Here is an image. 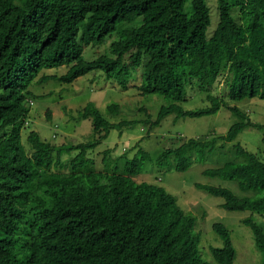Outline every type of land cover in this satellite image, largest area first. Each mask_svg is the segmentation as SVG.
Wrapping results in <instances>:
<instances>
[{
  "label": "trees",
  "instance_id": "1",
  "mask_svg": "<svg viewBox=\"0 0 264 264\" xmlns=\"http://www.w3.org/2000/svg\"><path fill=\"white\" fill-rule=\"evenodd\" d=\"M186 1L0 0V264H213L200 257L195 218L163 187L133 177L144 162L164 165L171 158L174 169L184 171L191 154L203 157L247 126L264 130V123L251 122L223 96L209 92L225 75L227 99L264 100V0H217L218 23L211 34L205 0H192L190 14ZM104 45L108 53L98 50ZM88 48L95 57L89 58ZM58 66L68 69L41 75ZM139 66L140 84L134 87L168 101L154 119L144 110L146 124L156 126L169 114L175 119L210 115L222 106L238 121L224 135L189 137L155 159L138 147L133 158H125L121 173L116 166L95 169L86 154L111 129L132 121L111 122L92 103L77 112V118L91 120L90 141L56 146L31 130L23 144L32 84L71 83L101 72L126 89ZM195 84L208 91L209 106L185 110L186 87ZM106 111L117 114L119 104ZM233 148L236 159L203 173L234 181L250 194L199 187L222 198L225 210L250 211L242 223L251 229L264 264V161L239 143ZM72 149L79 152L67 168L61 153ZM213 229L223 242L211 248L213 258L233 264L229 230L221 223Z\"/></svg>",
  "mask_w": 264,
  "mask_h": 264
},
{
  "label": "rangeland",
  "instance_id": "2",
  "mask_svg": "<svg viewBox=\"0 0 264 264\" xmlns=\"http://www.w3.org/2000/svg\"><path fill=\"white\" fill-rule=\"evenodd\" d=\"M191 1L187 0L185 3V11L188 14L192 11ZM205 2L210 15L207 34H211L218 23L217 0H205ZM89 48L87 50L89 58L95 57L93 49ZM98 50L108 53V45ZM87 54L85 53V57ZM67 69L66 66L43 69L41 75H62ZM141 71L142 66L136 68L133 73L134 78L126 89H122L113 79L108 80L101 72L88 73L71 83L49 80L40 85L32 84L29 87L32 103L27 124L22 129L23 144L26 146V137L31 130L36 131L42 140L56 146L90 141L93 138L91 120L77 118V112L88 103H92L111 122L132 121L129 126L111 129L107 136L98 141L95 147L87 150L86 154L88 158L93 159L95 169L111 171V168L116 166L117 171L121 173L125 158H133L138 147L146 150L155 159L164 149L176 147L189 137L208 139L212 136L224 135L230 126L238 121L231 110L222 106L210 115L175 119L174 114H169L156 126L146 124L142 121L145 120L144 110L149 113L151 119H154L158 108L168 101L155 94L142 95L134 87L140 84ZM209 92L223 96L229 106H236L245 112L251 122L264 123V100L227 99L225 75L214 83ZM207 94L208 91L200 89L197 84L188 85L186 100L181 106L185 110L207 107L209 106ZM112 103L119 104V112L109 115L106 107ZM263 133V129L247 126L231 142L223 146L218 142L216 147L206 152L203 157L191 154L190 166L184 171H176L171 158L164 165H158L155 161L144 162L141 172L133 177L137 182L144 181L163 187L175 197L181 209L195 218L194 232L200 236L198 249L203 261L219 264L213 258L211 248L223 247L222 239L213 229L214 223H221L229 230L235 249L233 264H262L263 254L255 245L252 231L242 223V219L251 215L250 211L225 210L221 207L222 198L209 194L199 186H221L230 189L238 196L249 195L250 192H242L234 181L210 177L203 172L236 159L233 148L236 143L257 154L264 161ZM78 152L77 149H72L61 153L65 167H69L70 160ZM104 157L107 164L103 161ZM67 168L63 170L68 171Z\"/></svg>",
  "mask_w": 264,
  "mask_h": 264
}]
</instances>
